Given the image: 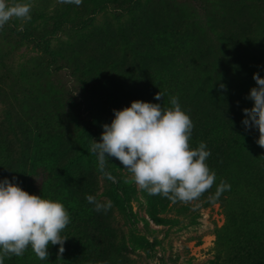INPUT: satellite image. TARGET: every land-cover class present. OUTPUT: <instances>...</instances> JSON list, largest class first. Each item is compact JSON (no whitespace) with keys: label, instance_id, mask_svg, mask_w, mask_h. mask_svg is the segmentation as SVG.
I'll list each match as a JSON object with an SVG mask.
<instances>
[{"label":"rangeland","instance_id":"obj_1","mask_svg":"<svg viewBox=\"0 0 264 264\" xmlns=\"http://www.w3.org/2000/svg\"><path fill=\"white\" fill-rule=\"evenodd\" d=\"M101 1L83 0L79 6L84 13L83 22L58 23L57 17L67 5H76L59 0H15L32 4V24L29 25V21L23 23L21 31L22 22L13 19L0 29V85L6 88L4 93L0 92V119L12 117L14 121L19 117L18 122L37 135L35 149L41 161L35 169L29 170L26 181L34 194L42 198L49 199L52 193L49 183H54L45 160L49 154L59 158L58 137L67 128H75L66 116V98L76 96L82 117L89 116L90 101L82 94L86 85L78 81L79 73L74 72L73 64L68 60L84 69L90 79L89 87L125 86L122 87L128 92L123 96L127 100L125 106H117L107 97L98 102V108L110 115L109 123L114 117L113 109L127 107L134 100V95L129 94L130 82L120 77L117 69L141 74L145 80L167 90L199 113L208 109L221 110L234 113L243 120V109L253 105L246 97L256 86L253 73L259 72L251 68L264 60V0H221L219 10L213 0H157L152 1L146 13L135 21L112 4L98 10L103 8L98 4ZM41 12L48 15L37 17ZM23 34L52 36V45L62 50L65 60L53 64L43 47ZM140 34L145 37L146 51H159L164 60L132 58L129 40ZM232 51L238 65L244 69L243 77L229 80L220 77L216 81L218 69H213L212 62ZM8 76L12 79L6 84L3 80ZM221 84L226 89L221 88ZM139 98L152 102L147 94ZM256 150L257 159L264 161V148L258 145ZM5 170L12 172L8 166ZM49 178H52L51 182ZM99 180V192L103 191L104 184L112 182L101 175ZM67 185L68 188L62 187L59 191L57 201L63 203L67 211L73 207L68 213L78 211L73 224L76 225L74 241L79 243L78 247L74 244V252L85 254L94 240L93 233L104 230V224L100 226L95 215L84 210L81 205L83 193ZM241 191L250 202L243 188ZM209 196L206 194L187 205L175 204L168 212L160 214L161 222L148 215L141 194L134 195L127 203V212L133 211L134 216L121 213V209L113 205L115 218L111 232L116 230L117 242L122 243L123 249L121 256H113L111 264H212L217 256L220 233L229 238L236 229H232L231 224L225 228L227 214L222 202L204 204ZM122 198L123 203L125 196ZM248 207L256 210L253 204L247 203ZM79 211L83 213L79 214ZM132 232L143 236L145 243L132 240ZM93 254L90 252V256ZM79 259L80 256L69 264H78ZM90 262L84 261V264Z\"/></svg>","mask_w":264,"mask_h":264},{"label":"trees","instance_id":"obj_2","mask_svg":"<svg viewBox=\"0 0 264 264\" xmlns=\"http://www.w3.org/2000/svg\"><path fill=\"white\" fill-rule=\"evenodd\" d=\"M152 1L157 0H102L98 4L103 8L98 10L106 9L112 4L118 10H122L123 15H129L135 21L136 18L146 13ZM221 2V0H213L217 10H219L218 7H220ZM47 15V12H41L37 17L44 18ZM83 15L84 13L79 6L67 5V9L58 15L57 19L58 23L60 21L64 23L68 20L71 22H83ZM31 24L32 20L29 21V25ZM140 35H136L134 40H129L132 58H139L143 61H147V59L164 60L165 58L161 52L155 50V53L149 52V50L146 51L144 46L145 37L143 34ZM23 36L34 41L36 45L42 46L44 53L52 58L53 64L60 60H65L62 56V50L52 45V36H36L35 34H23ZM263 40L264 34H262ZM234 54L233 51L226 53L212 62L213 69H218L216 81L220 77L226 80L243 77L244 69L238 65ZM68 61V63L73 64L71 67L74 72L79 73L77 76L78 81L86 85L85 93L83 92L82 94L87 96L90 101L89 116L82 117L76 96L69 95L66 98L68 110L66 116L69 124L74 125L75 128L71 127L70 130L67 128V131H63L58 137L60 146L59 158H53L49 154L45 160L46 169L50 172L54 182L52 183V178H49L51 182L49 185L52 189L49 199L57 201L59 199V191L62 187L68 188L67 184L75 189L78 188L83 193L81 205H84V210L91 211L99 225L102 226L104 224V230H101L99 234L93 233L94 240L91 241V246L85 254L81 251L74 252L79 242L74 241L76 225L73 222L77 219L78 211L74 212L73 210L69 213L70 223L62 233V235L69 236L64 245L65 251L62 254V259L57 260L59 246L50 245L48 248L50 253L48 260H39L31 247H29L23 256L5 258L4 264H69L79 256V261L81 262L78 264H84V261H91L90 264H111L113 256H121V250L123 249L122 243L117 242L118 235L116 230L115 233L111 232L114 229V206L121 209V213H127L130 217L134 216L133 211L127 212L129 207L127 203L132 201L134 195L138 197V194H141L145 200L148 215L156 222H161L162 217L160 214L168 212L175 204L179 203H172L160 195L150 196L132 183H124V177L128 173H124L123 165L119 160L112 157L109 158L106 167L116 177L117 182H111L110 185L104 184L103 191L99 192V175L101 174L97 170L95 156L88 152V148L93 139L100 140L103 131L102 125L109 123L110 115L98 108V102L103 101V97H107L117 106L121 104L125 106V101L127 100L123 96L128 95V92L123 91L124 88L122 87H125L124 85L120 88L101 85L87 86L90 84V79L84 73V69L70 60ZM251 69L259 71L258 73L264 77V60L261 59L257 66ZM12 71V73L15 72L14 70ZM116 72L120 77L130 82L129 94L134 95V100H141L139 96L147 94L150 96L152 103H156L154 101L156 100L155 94L161 90L164 93V99L159 101V103L171 107L169 98L174 95L167 90L160 89L151 81L145 80L141 74L129 73L124 69H117ZM9 79H12V77H6L3 82L7 84ZM95 89L99 90V92H94ZM5 90V86L1 84L0 92L4 93ZM179 103L182 110L190 116L194 125L189 140V147L194 149L198 147L200 142H204L207 150L211 153L206 163L210 171L215 173L216 181L209 192L204 193L203 196H206V194L214 195L216 187L221 180L230 185V189L222 192L216 201L222 202L225 207L227 214L225 228H227L228 224H231L232 229H236V233L229 238H225L220 233L218 236L217 256L215 260H212V264H264V186L262 185V181H264V161L256 157V148L258 146L256 139L259 137L258 129H247L242 124L241 117L234 113H225L221 110L212 111L210 109L207 111L202 110L199 113L192 106L183 103L181 99H179ZM17 119L14 121L18 122ZM86 120L87 123H85ZM0 121V180L5 177L12 180L13 177H16L15 182L20 187L34 194L31 186L26 181V175L29 170L35 169L41 161L39 152L35 149L37 135L33 130L19 122V125H17L12 117L9 119L3 118ZM5 166H8L12 172H7ZM119 188L121 190H118ZM242 188L247 193L250 202L243 197ZM84 195H93L101 202L108 201L107 199H102V197H109L112 207L107 212H97L94 210V206L88 203ZM121 195L125 196L123 203H126L127 206L122 203L123 198ZM206 198L204 204L207 206L212 202L208 200V197ZM247 203L249 205L253 204L256 210H251L250 207L247 208ZM71 208L73 207H70L69 210ZM81 213L79 211V214ZM77 232L79 231L77 230ZM132 240L145 243V238L136 232H132ZM90 252L94 254L90 256ZM72 255L75 256V259H71Z\"/></svg>","mask_w":264,"mask_h":264},{"label":"clouds","instance_id":"obj_3","mask_svg":"<svg viewBox=\"0 0 264 264\" xmlns=\"http://www.w3.org/2000/svg\"><path fill=\"white\" fill-rule=\"evenodd\" d=\"M60 3L80 6L83 0H59ZM30 2L0 0V29L16 19L23 23L31 20ZM256 86L246 97L253 101L251 108H244L242 124L247 129H258L256 143L264 148V77L253 73ZM221 88L226 86L221 84ZM163 101L164 93L155 94ZM171 107L162 103L133 100L122 109H113L111 123L102 125L100 140L93 139L88 152L95 156L97 170L109 181L116 177L107 170L109 158L120 161L128 173L124 183H134L148 195H160L172 203L191 204L208 192L216 181L206 160L211 155L204 142L190 148L193 130L190 116L182 110L176 96L169 98ZM16 177L0 180V264L5 258L23 256L31 247L36 257L48 260L50 245L59 246L57 260L62 259L65 242L69 236L62 235L70 216L63 203L42 198L24 190L15 182ZM230 185L221 180L214 195L208 200L215 203ZM85 199L97 212H107L110 200L101 202L93 195Z\"/></svg>","mask_w":264,"mask_h":264}]
</instances>
